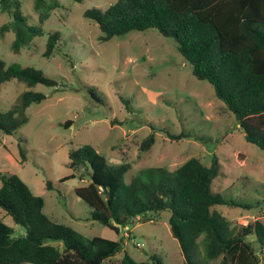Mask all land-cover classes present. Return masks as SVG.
I'll return each mask as SVG.
<instances>
[{"label": "rangeland", "instance_id": "obj_1", "mask_svg": "<svg viewBox=\"0 0 264 264\" xmlns=\"http://www.w3.org/2000/svg\"><path fill=\"white\" fill-rule=\"evenodd\" d=\"M23 1L29 21L38 24L35 0ZM115 1L60 0L61 6L42 26L43 34L18 53L12 50L14 33L0 34V55L8 64L34 66L59 82L29 87L12 79L1 85L3 110L20 105L26 90L42 92L46 98L26 109L27 121L12 135L0 130V172L18 174L44 198L46 214L84 237L123 238V250L105 264H119L125 251L138 261L156 254L164 264H185L179 241L171 233L170 211L122 226L120 233L92 219L90 206L75 192L88 183L89 175L86 180L77 175L60 181L73 172L68 166L70 151L92 144L112 164L130 162L127 182L147 167L174 170L193 156L210 165L217 155L221 174L212 183L213 192L250 205L214 207L237 230L257 219L264 222V150L246 140L234 112L216 96L210 82L193 74L173 38L149 28L100 40L102 30L84 12L92 7L105 10ZM7 20L0 10V26ZM54 31L62 40L53 56L46 57L47 37ZM153 128L155 143L141 151V141ZM161 129L188 136L174 140ZM20 148L27 154L25 163ZM48 181L55 184L53 189L47 188ZM0 220L13 227V236L26 233L1 206ZM202 238L196 252L201 261ZM210 264L233 263L220 257Z\"/></svg>", "mask_w": 264, "mask_h": 264}, {"label": "trees", "instance_id": "obj_2", "mask_svg": "<svg viewBox=\"0 0 264 264\" xmlns=\"http://www.w3.org/2000/svg\"><path fill=\"white\" fill-rule=\"evenodd\" d=\"M34 3L38 24L29 21L23 0H0V10L8 17L0 34L14 33L16 53L43 34L42 26L61 6L60 0ZM84 15L99 25L102 41L149 28L173 38L193 74L210 82L216 96L234 112L246 140L264 150V0H116L105 10L92 7ZM61 40L58 31L49 32L44 56H53ZM12 79L29 87L59 83L42 69L8 64L0 55V87ZM45 98L42 92L26 90L20 105L0 108V130L12 135L27 121L26 109ZM121 100L130 102L122 96ZM161 131L174 140L188 136ZM155 141L153 128L139 149L148 151ZM20 156L25 163L28 157L22 148ZM69 157L73 172L60 181L77 175L86 180L89 175L88 183L75 192L90 206L92 219L117 233L136 220L151 221L152 216L170 211L171 233L179 241L185 264H210L220 257L233 264H262L264 222L257 219L235 230L233 221L214 208L220 204L250 207L213 192L212 183L221 174L217 155L210 165L193 156L174 170L147 167L129 182L126 173L132 164H112L92 144L72 149ZM54 187L47 182V188ZM0 206L26 228L24 235L15 237L13 227L0 220V264H105L123 250V238L84 237L71 225L52 219L44 211V198L16 173L0 172ZM201 238L203 261L196 253ZM119 264L164 262L156 254L138 261L125 251Z\"/></svg>", "mask_w": 264, "mask_h": 264}, {"label": "built area", "instance_id": "obj_3", "mask_svg": "<svg viewBox=\"0 0 264 264\" xmlns=\"http://www.w3.org/2000/svg\"><path fill=\"white\" fill-rule=\"evenodd\" d=\"M138 244H140V243H138Z\"/></svg>", "mask_w": 264, "mask_h": 264}]
</instances>
